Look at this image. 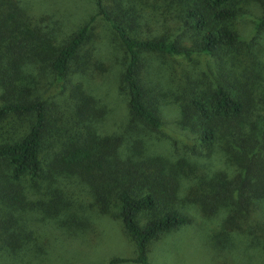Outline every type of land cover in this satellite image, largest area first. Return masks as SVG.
<instances>
[{
    "label": "trees",
    "instance_id": "trees-1",
    "mask_svg": "<svg viewBox=\"0 0 264 264\" xmlns=\"http://www.w3.org/2000/svg\"><path fill=\"white\" fill-rule=\"evenodd\" d=\"M93 1L86 22L62 28L25 0H0V264H49L59 230L91 227L85 205L118 219L133 244V257L110 264H150L154 242L191 222L188 210L230 262L242 239L264 256V50L240 44L239 0ZM253 1L264 28V0ZM96 15L123 50L122 117L99 94L109 69L90 43ZM146 53L215 64L213 75L182 76L169 101L180 134L167 127ZM166 133L172 150L157 144Z\"/></svg>",
    "mask_w": 264,
    "mask_h": 264
},
{
    "label": "rangeland",
    "instance_id": "rangeland-1",
    "mask_svg": "<svg viewBox=\"0 0 264 264\" xmlns=\"http://www.w3.org/2000/svg\"><path fill=\"white\" fill-rule=\"evenodd\" d=\"M248 1H238L239 4L236 6L239 14L232 25L238 33L242 46L248 43L254 50L259 48L264 50V28L256 26L257 5L253 0ZM25 2L34 11L35 17L42 19L43 23L50 24L56 21L62 28L73 25L77 27L96 12L93 0H25ZM90 25L93 26L90 43L96 47L97 51L94 52L101 54L102 58L99 57V62L103 66L105 65L103 61L107 62L109 69V73L98 82L99 94L106 96V102L112 106L113 113L120 114L122 117L125 109L117 94L116 78L118 61L122 58L123 50L112 28L100 15H96ZM240 49V55H242L244 49ZM104 50L108 51L107 56L104 55ZM256 56L264 65V57L259 54ZM108 58L109 61L106 60ZM143 65L148 80L154 85L153 93H158L160 98H164L161 100V105L167 127L174 133L180 134L175 124L176 105L169 101L183 90L185 83L182 76L188 73L192 79H195L205 73L213 75L215 64L209 58L198 55L192 61H185L179 56L146 53L143 54ZM261 70L264 71V66ZM182 73L184 74L181 75ZM103 78L104 82H101ZM157 135L160 139L158 145L170 142L167 133L166 135L155 134ZM171 142L168 144L170 150L173 148ZM178 142L179 151L182 153L184 151L182 141ZM159 149L156 145L150 150L160 152ZM60 188L68 194L73 186L71 188L70 182L62 181ZM84 207V213L89 215L91 227L86 231H79L74 227L59 230L57 234L60 239L54 242L55 254L49 259V264H110L108 263L110 258L133 257V244L124 234L120 221L89 211L86 205ZM187 214L191 222L154 242L148 252L150 264H264V256L246 239L239 241V249L235 254L233 253L234 259L230 262L227 252L215 250L210 246L207 237L208 222L198 217L192 210H188ZM113 264L138 263L127 261Z\"/></svg>",
    "mask_w": 264,
    "mask_h": 264
}]
</instances>
